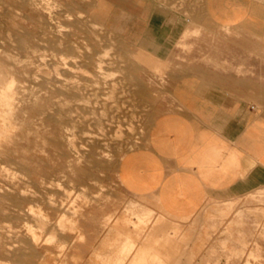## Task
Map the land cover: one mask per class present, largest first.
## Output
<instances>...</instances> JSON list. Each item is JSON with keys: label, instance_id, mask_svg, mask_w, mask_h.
Wrapping results in <instances>:
<instances>
[{"label": "rangeland", "instance_id": "rangeland-1", "mask_svg": "<svg viewBox=\"0 0 264 264\" xmlns=\"http://www.w3.org/2000/svg\"><path fill=\"white\" fill-rule=\"evenodd\" d=\"M151 1L204 18L205 0ZM108 8L0 0V264H264V188L180 219L121 189L158 109Z\"/></svg>", "mask_w": 264, "mask_h": 264}, {"label": "crops", "instance_id": "crops-1", "mask_svg": "<svg viewBox=\"0 0 264 264\" xmlns=\"http://www.w3.org/2000/svg\"><path fill=\"white\" fill-rule=\"evenodd\" d=\"M103 1L158 109L118 161L121 189L180 219L264 188V0H205L192 24L151 0Z\"/></svg>", "mask_w": 264, "mask_h": 264}, {"label": "bare ground", "instance_id": "bare-ground-1", "mask_svg": "<svg viewBox=\"0 0 264 264\" xmlns=\"http://www.w3.org/2000/svg\"><path fill=\"white\" fill-rule=\"evenodd\" d=\"M172 2V1H171ZM190 2V1H189ZM192 3V2H191ZM178 4H181V3H178ZM171 5V4H170ZM103 28V27H102ZM83 90V89H82ZM120 112V111H119ZM141 131V130H140Z\"/></svg>", "mask_w": 264, "mask_h": 264}]
</instances>
